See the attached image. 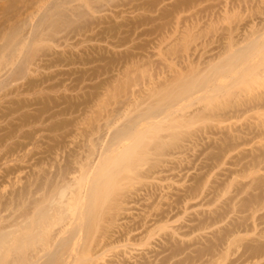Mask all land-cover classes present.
Segmentation results:
<instances>
[{"label": "rangeland", "instance_id": "374dc122", "mask_svg": "<svg viewBox=\"0 0 264 264\" xmlns=\"http://www.w3.org/2000/svg\"><path fill=\"white\" fill-rule=\"evenodd\" d=\"M261 46L264 0H0V264H264Z\"/></svg>", "mask_w": 264, "mask_h": 264}, {"label": "bare ground", "instance_id": "6f19581e", "mask_svg": "<svg viewBox=\"0 0 264 264\" xmlns=\"http://www.w3.org/2000/svg\"><path fill=\"white\" fill-rule=\"evenodd\" d=\"M252 43V42H251ZM263 46V45H262ZM262 46H261V48H262ZM250 47H252L253 48V45L251 46V44H250ZM249 47V48H250ZM256 47H260V46H258V44L256 45ZM262 49H264V48H262ZM13 50H14V48H13ZM251 51V50H250ZM238 52H240V51H238ZM260 52V51H259ZM241 53V52H240ZM242 53H244V52H242ZM256 53V52H255ZM254 52L250 55V53H246L247 54V56H245L244 58L245 59H243L242 58V56H241V58H240V60L239 61H241V62H239V63H241V64H243L242 66H241V64H240V66H239V68H238V75L240 74V76H242V77H249V76H251L252 74H254V73H258L261 69H260V65H263L262 64V60L264 59V56H263V59H262V56L261 57H258V59H256V55H258V54H255ZM264 53V52H263ZM237 54V53H236ZM236 54L233 56L232 55V57L234 58V57H238V56H236ZM245 54V53H244ZM262 55H264V54H262ZM248 56H250V57H248ZM259 56V55H258ZM229 58V59H231L232 60V62H234V60H233V58ZM235 60H238V58L237 59H235ZM261 60V61H260ZM252 61V62H251ZM264 61V60H263ZM237 63H238V61H237ZM238 63V64H239ZM231 64V67L232 66H234L235 67V65L236 64H232V63H229V65ZM233 67V68H234ZM236 68V67H235ZM236 71V70H235ZM236 71V72H237ZM201 83V82H200ZM203 83V82H202ZM202 83L200 84V86L202 85ZM204 84H206V83H204ZM203 84V85H204ZM198 86H199V84H198ZM199 86V87H200ZM205 86L206 85H204V86H202L201 88H205ZM207 88V87H206ZM208 88H212L211 87V85L208 87ZM180 90V89H179ZM185 93H186V91L185 90H182V91H180L176 96H180L181 94H184L185 95ZM176 94V93H175ZM182 96V95H181ZM180 96V97H181ZM170 97V96H169ZM173 97H175L174 96V94H173ZM173 97H171V98H173ZM179 97V98H180ZM170 99V98H169ZM173 100H174V98H173ZM173 102V101H172ZM171 102V103H172ZM176 109H178V108H176ZM176 109H174L175 111H177ZM180 109V108H179ZM153 111H154V109H153ZM150 112V111H149ZM152 112V111H151ZM180 113V112H179ZM170 114V113H169ZM173 114V113H172ZM175 114V113H174ZM177 115V114H176ZM173 116V115H172ZM174 118H176V117H174Z\"/></svg>", "mask_w": 264, "mask_h": 264}]
</instances>
